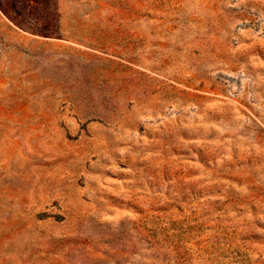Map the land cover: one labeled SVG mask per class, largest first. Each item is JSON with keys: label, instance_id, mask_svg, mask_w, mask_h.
Instances as JSON below:
<instances>
[{"label": "rangeland", "instance_id": "obj_1", "mask_svg": "<svg viewBox=\"0 0 264 264\" xmlns=\"http://www.w3.org/2000/svg\"><path fill=\"white\" fill-rule=\"evenodd\" d=\"M0 264H264V0H0Z\"/></svg>", "mask_w": 264, "mask_h": 264}]
</instances>
